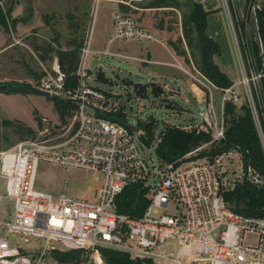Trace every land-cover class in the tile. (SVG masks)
Listing matches in <instances>:
<instances>
[{"label": "built area", "instance_id": "2783aa9c", "mask_svg": "<svg viewBox=\"0 0 264 264\" xmlns=\"http://www.w3.org/2000/svg\"><path fill=\"white\" fill-rule=\"evenodd\" d=\"M121 1L136 8L145 0ZM113 19L111 41L153 39L130 15L116 12ZM237 44L241 84L250 87L247 65L252 56L245 40ZM95 53L106 54L108 50L93 51L90 42L81 49L73 87L67 85L66 73L56 60L51 71L30 83L78 103L79 108L65 139L29 138L0 151V178L4 179L0 190V264H105L103 248L125 252L134 259H151L155 264H264V217L238 213L226 200L237 178L246 175L261 184V176L251 166L244 168L236 150L198 156L199 147L171 162L146 156L139 132L127 127L125 121L100 115L99 108L89 101L94 92L89 86L87 61ZM260 76H251L254 96ZM203 85L208 89L206 104L199 120L186 129L209 134L207 143L220 142L227 127L225 105L238 97L233 95V85L219 88L218 106L212 89L218 87ZM231 151L237 152L243 175L234 180L228 177L224 160ZM192 154L195 156L190 157ZM40 160L56 162L66 170L100 172L103 184L88 198L65 194L54 198L34 187ZM131 185H140L149 197L140 216L117 211V197ZM163 207L174 211L153 215L155 208ZM251 235L254 243L245 244ZM173 243L179 246L178 251L167 252L165 247ZM71 250L80 251L79 259L59 263L53 256L55 251Z\"/></svg>", "mask_w": 264, "mask_h": 264}, {"label": "rangeland", "instance_id": "374dc122", "mask_svg": "<svg viewBox=\"0 0 264 264\" xmlns=\"http://www.w3.org/2000/svg\"><path fill=\"white\" fill-rule=\"evenodd\" d=\"M32 1L25 6L24 14L15 20H29L34 15L39 17ZM60 1L46 0V6L50 7L43 11L38 9V13L42 11L40 19L44 18L45 24L38 22L34 26L25 29H14L10 25L12 19L9 17L8 29L0 27V151L24 139L56 138L57 140H63L68 136V127L73 121L74 113L79 108L78 103L74 102L73 107L62 111L54 104V101L65 99L62 95L45 97L31 91L18 92L14 90L18 88L13 87L12 84L15 85L17 82L33 83L40 80L46 72L51 71L55 60L59 63V53L72 50L76 44L82 42L78 52L79 61L81 49L90 42V48L93 51L108 50L106 54L95 53L90 54L88 57L87 71L90 74L88 81L94 92L89 96L90 103L99 108L98 113L100 115L110 116L123 113L122 117L125 118V122L136 124L139 127V123L143 122L150 127L155 132V139L143 151L146 156L150 157L152 155L154 159H157L158 155L155 149L157 142L160 140L161 130L169 125L186 128L187 125L197 122L201 107L207 101L208 89L203 83L210 87H212L211 83L214 84L199 71L196 63L200 59L199 51L196 47L192 48L188 45L184 33L183 16L189 12L190 8L186 4L187 0H164L162 5L167 6L160 7H148L151 0H145L142 4L137 5L138 8H132L122 3L121 0H114L119 5L116 12L133 17L139 25L150 31L154 40L114 39L112 42L114 27L111 28L109 13L104 9L103 2H98L95 5L92 29H87L86 33H80L81 35H79L75 32L67 33V30H64L61 25L65 20L62 19L68 15L76 16L72 9L76 5V7L80 6L83 10H87L90 3V8H92L95 0H80L78 4H72L73 0H70L72 1H69L71 7L69 6L65 11L63 10L64 12L61 10L63 6H61ZM13 2L14 0H0V6L4 10H8ZM224 5L228 13L227 31L231 45L235 49V61L239 73L233 85V95H237L238 98H232L230 101L234 100L233 102L237 103L238 113H242L240 108L244 104L251 107L264 143V133L259 116L255 114V89L251 79V76L257 75L254 57H251V63L247 65L251 80L249 87L241 84L240 53L237 44V42L240 43L241 39L246 42H259L260 39L258 35L249 31L245 19L236 17L238 21L245 23L244 32H242L241 28L237 27L228 0L224 2ZM51 6L60 7L54 9ZM113 18L112 24L114 22ZM234 28H236V37ZM91 37L93 40L99 38L103 42L102 44H96L98 49L93 47ZM191 39L192 43L196 44L197 33H192ZM74 40L76 42L72 44ZM107 40L109 41L107 42ZM157 40L166 43L175 54L176 52L169 45V42L176 43L182 51H185L184 55H176L183 63L182 71L195 83L196 93L193 90L188 92L187 90L178 89V85L174 81L171 86H167L165 79L161 77L153 78L150 69L145 66L148 62H145V58L139 55L141 46L138 45L151 43L155 45V50L162 55V49L164 48ZM67 43H71V46H68ZM126 50L129 51L128 54ZM133 51L138 54L135 55ZM240 63L243 65L242 62ZM187 77L186 79H188ZM156 85L162 88V92L156 90ZM212 89L215 98L218 99L216 103L218 101L217 104L220 106L222 90L213 87ZM85 110L92 114L91 109L86 107ZM27 129H31L33 133L28 134ZM139 133L141 138L144 135L146 136V132L142 128H140ZM199 147H201L200 152L210 150L211 143H204ZM194 156L195 154H192L190 157ZM224 160L230 179L234 180L242 175L237 152L231 151L230 154L224 156ZM103 179V175L97 171L82 168L66 170L56 162L40 160L37 164L34 187L50 193L54 198L65 194L80 199L91 197L94 190L102 186ZM237 179L241 180L242 178ZM3 188L4 179L0 178V190ZM173 211L174 208L169 207L155 208L153 215L171 214ZM254 241L255 236L251 235L245 240V244L254 243ZM165 249L167 252H177L179 246L173 243Z\"/></svg>", "mask_w": 264, "mask_h": 264}, {"label": "trees", "instance_id": "16d2710c", "mask_svg": "<svg viewBox=\"0 0 264 264\" xmlns=\"http://www.w3.org/2000/svg\"><path fill=\"white\" fill-rule=\"evenodd\" d=\"M163 1L151 0L150 6L148 7L167 6L162 5ZM247 3L249 7H253L255 0H247ZM186 4L190 8L189 12L183 16L184 33L188 45L192 48L196 47L199 51L200 59L196 62L199 71L218 88L225 89L231 87L234 85V80L220 68L214 58L215 55L221 53V47L218 42L207 34L208 11L196 0H187ZM255 13L261 45L257 41H250L247 42V46L251 56L254 57L255 70L257 74L261 75L258 82V92H255V103L264 133V8L255 7ZM9 17L10 9L4 10L0 6V25L2 28L8 29ZM234 18L237 27L241 28L242 32H244L245 23L238 21L235 16ZM15 21L12 20L10 22L12 27ZM192 33H197L196 44L192 43ZM169 45L176 54L184 55L185 51H182L176 43L169 42ZM81 46L82 42H79L75 45L74 49L59 53L58 59L60 67L66 73L67 85L70 87L75 86L77 83L76 70L78 66V52ZM12 86L18 88L14 89L18 92H28V88L22 84H12ZM156 86V90L162 92V88L158 85ZM73 103L74 101L70 99L54 101L57 108L62 109V111L63 109L68 110L73 107ZM237 106V103L227 101L225 138L220 142L211 143V149L201 151L198 156L208 154L217 155L230 150L238 151L241 154L244 168L246 170L249 166L254 168L262 177L263 182L257 184L244 175L241 180L235 183V187L227 192L226 200L231 208L238 213L247 216L264 217V143L251 107L248 104H244L240 108L242 113H238ZM122 115L123 113H116L110 116H102L125 121ZM139 124L140 128L146 132V136L144 135L142 138L144 144L146 146L150 145L155 139V132L145 123L140 122ZM27 133L31 135L33 132L31 129H27ZM159 135L160 140L157 142L155 150L162 162H171L181 158L194 148L211 140L209 134L198 133L196 130H190L176 125L166 126L161 130ZM116 202L117 211L131 216H140L149 204V197L147 196L146 190L140 185H131L117 197ZM101 255L105 264H155L151 259H134L125 252L106 248L101 249ZM53 256L59 263H68L69 260L79 259L80 251H55Z\"/></svg>", "mask_w": 264, "mask_h": 264}, {"label": "crops", "instance_id": "0c3cea01", "mask_svg": "<svg viewBox=\"0 0 264 264\" xmlns=\"http://www.w3.org/2000/svg\"><path fill=\"white\" fill-rule=\"evenodd\" d=\"M69 1L70 0L60 1L61 6H63L61 9L62 11L63 10L65 11L70 6ZM79 1L80 0H73V2L72 1L70 2H72V4L73 3L78 4ZM196 1L200 2L205 8V10L208 11L207 34L210 37H212L216 42H218L221 47V53L217 54L214 57L215 61L220 66V68L235 81L236 77L239 76V73L236 67L235 49H233L231 45L229 33L227 31L228 13H227V9H225L226 7L224 5V0H196ZM98 2H103L104 9L107 11V13H109L108 16L110 17V24L112 28L113 27L112 18L114 16V13L117 11V9H119V5H117V3L114 0H95L93 1L94 6L92 5V8H90V3L87 10H83L80 6L76 7L77 6L76 5L72 8L76 16L68 15L63 19L60 18L62 20L65 19L61 24L64 30L66 29L67 33L75 32L81 35L82 33H86L87 29L90 28L92 29L93 20L95 16V5ZM228 2H229V8L231 7L230 9L233 13V17L235 16L238 17L239 19H243V20L245 19L249 31L255 35H258L259 37L255 7L264 8V0H255V5L253 7L248 6L247 0H228ZM29 3H31V0L30 1L14 0V2L10 5L11 8L9 7L10 19L15 20L20 18L24 14L25 6H27ZM32 4H34V8H36L35 11H37L39 17H35L34 15L29 20L26 19L21 21L16 20L13 26L14 29L17 28L25 29L30 26H34V24L38 22H40V24H45L44 18L42 20L40 19L41 18L40 14L43 10L47 9L50 6H46V0H33ZM55 7L57 8L60 6H51V8L56 9ZM136 8H138V6ZM38 9H41L42 11L38 13L39 11ZM254 37L256 38V36ZM148 40H154V39H148ZM91 41L93 47L96 49H98L96 45L97 43H101V44L103 43L99 40V38L93 40V38L91 37ZM108 41L109 40H107V42ZM157 41L160 43L162 48H164L162 49L163 50L162 55L160 54L159 51L155 50L156 49L155 45H152L151 43L146 45L144 44L138 45L141 46L139 55L145 58V62H148L146 63L147 65L145 66L150 69L151 71L150 73L152 74L153 78L161 77L165 79L164 81L166 82L167 86H171V83L174 81L178 85V89L180 88L182 91L187 90L188 92H192L191 90H193L196 93L195 83H193L192 80L188 78L185 72L182 71L181 69V67H183V63L180 61L177 55L172 51V49H170V47L166 43L162 42L161 40H157ZM75 42L76 41L74 40L72 44H74ZM68 46H71V43H69ZM133 52H135V55L138 54L136 53V51ZM128 53L129 51H127V54ZM130 53H132V51H130ZM186 77L188 79H186ZM206 95L208 98V94Z\"/></svg>", "mask_w": 264, "mask_h": 264}, {"label": "water", "instance_id": "95a60500", "mask_svg": "<svg viewBox=\"0 0 264 264\" xmlns=\"http://www.w3.org/2000/svg\"><path fill=\"white\" fill-rule=\"evenodd\" d=\"M15 84H22V85L26 86L28 88V92L31 91V92H34L36 94L43 95L45 97H50L51 96V94L49 92L40 90L37 87L32 86L30 83L17 82ZM124 124H126V126L129 127L130 129H132L133 131L140 132V127L138 125H136V124H130V123H125V122H124Z\"/></svg>", "mask_w": 264, "mask_h": 264}]
</instances>
